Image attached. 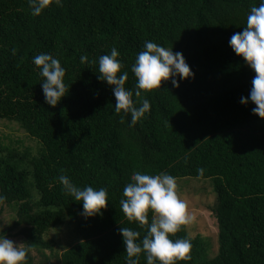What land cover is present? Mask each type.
<instances>
[{
	"label": "trees",
	"instance_id": "16d2710c",
	"mask_svg": "<svg viewBox=\"0 0 264 264\" xmlns=\"http://www.w3.org/2000/svg\"><path fill=\"white\" fill-rule=\"evenodd\" d=\"M260 0H62L33 16L28 0H0V120L15 122L37 143L33 153L0 148V216L5 205L15 216L0 237H15L32 251L51 250L46 234L64 218L76 224L77 241L55 253L57 264H127L121 228L142 239L148 226L121 211L123 189L135 172L168 173L176 179H210L216 196L218 249L185 226L172 236L192 241L191 260L177 264H264V119L248 97L255 73L229 46ZM145 41L181 52L194 77L141 90L150 112L134 125L115 111L112 87L98 79V59L115 47L135 89L131 71ZM51 54L65 68V97L45 103L44 78L33 58ZM88 61L82 63L81 55ZM6 154V155H5ZM26 163L23 170L11 160ZM203 169L201 174L198 170ZM103 187L108 206L85 217L59 181ZM26 178L39 192L34 204ZM149 224L154 214L150 211ZM139 264H146L141 253Z\"/></svg>",
	"mask_w": 264,
	"mask_h": 264
},
{
	"label": "clouds",
	"instance_id": "9594fccd",
	"mask_svg": "<svg viewBox=\"0 0 264 264\" xmlns=\"http://www.w3.org/2000/svg\"><path fill=\"white\" fill-rule=\"evenodd\" d=\"M33 16L40 15L48 6L62 4V0H28ZM233 52L243 58L245 63L255 73L248 97H241L240 103H253V113L264 119V0L258 6H253L247 16L246 26L242 32L234 33L228 41ZM119 51L113 47L110 54L99 57L98 79L113 86L115 111L131 115V123L150 112L151 104L144 99L137 106L133 96L140 97L141 90L160 89L162 81L171 80L173 87L178 88L180 80L194 77L190 66L181 52H173L172 48L163 47L152 41H145L144 48L136 57L131 71L136 78L135 89L125 87L128 72L121 71L123 64L118 59ZM82 63L88 61V56L81 55ZM33 63L40 68L44 78L41 83L45 103L55 107L69 91L64 83L65 68L61 61L51 54L41 53L33 58ZM201 174L203 169L198 170ZM59 181L64 190L82 203V215L92 217L101 213L108 206L106 188L94 189L76 186L68 176L61 175ZM176 177L161 172L147 174L135 172L130 183L123 189L120 200L121 211L129 221H137L141 226L147 225L146 235L140 238V233L131 228L119 229L122 235L127 264H139L141 253L146 254V264H177L178 261L191 260L192 241L188 238L172 239L184 225L191 224L195 217L190 213L185 200L178 194ZM154 214L149 224V212ZM3 231V225H0ZM29 249L23 243H17L7 237H0V264H26Z\"/></svg>",
	"mask_w": 264,
	"mask_h": 264
},
{
	"label": "rangeland",
	"instance_id": "374dc122",
	"mask_svg": "<svg viewBox=\"0 0 264 264\" xmlns=\"http://www.w3.org/2000/svg\"><path fill=\"white\" fill-rule=\"evenodd\" d=\"M10 144L20 150L29 148L33 153L38 147L37 143L28 137L15 122L0 120V148L3 150ZM11 164L20 170H23L26 166L25 162L17 160L16 158L11 160ZM176 180L180 198L186 201L190 213L195 217V220L191 224L184 225L186 231L190 236L200 235L205 238L210 246V256L215 255L218 249V229L215 215L211 211V207L216 201L211 180L191 177ZM25 186L30 200L36 204L40 198L39 192L31 185L28 178H26ZM2 208L3 212L0 216V225H3L4 231L12 223L15 210L11 205H5ZM3 231H0V234ZM46 236L51 239L53 248L45 251L44 254L32 251V255L34 256L33 264H57L54 257L55 253L59 255L77 241L76 224L73 220L66 217L59 226L51 229ZM8 239L22 243L21 240L15 237H8Z\"/></svg>",
	"mask_w": 264,
	"mask_h": 264
}]
</instances>
